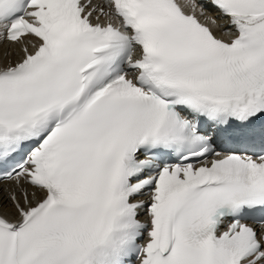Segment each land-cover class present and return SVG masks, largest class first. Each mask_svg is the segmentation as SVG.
I'll return each instance as SVG.
<instances>
[{
	"label": "snow or ice",
	"instance_id": "snow-or-ice-1",
	"mask_svg": "<svg viewBox=\"0 0 264 264\" xmlns=\"http://www.w3.org/2000/svg\"><path fill=\"white\" fill-rule=\"evenodd\" d=\"M210 3L0 0V264H264V0Z\"/></svg>",
	"mask_w": 264,
	"mask_h": 264
},
{
	"label": "bare ground",
	"instance_id": "bare-ground-1",
	"mask_svg": "<svg viewBox=\"0 0 264 264\" xmlns=\"http://www.w3.org/2000/svg\"><path fill=\"white\" fill-rule=\"evenodd\" d=\"M221 25H223V28H225V25L224 24H221Z\"/></svg>",
	"mask_w": 264,
	"mask_h": 264
}]
</instances>
